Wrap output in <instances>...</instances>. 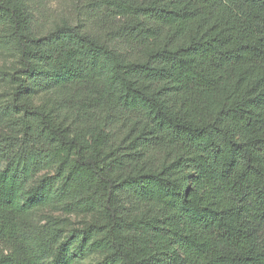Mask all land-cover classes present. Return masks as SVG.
Returning a JSON list of instances; mask_svg holds the SVG:
<instances>
[{"label":"trees","instance_id":"obj_1","mask_svg":"<svg viewBox=\"0 0 264 264\" xmlns=\"http://www.w3.org/2000/svg\"><path fill=\"white\" fill-rule=\"evenodd\" d=\"M49 2L0 0V264H264V0Z\"/></svg>","mask_w":264,"mask_h":264},{"label":"rangeland","instance_id":"obj_2","mask_svg":"<svg viewBox=\"0 0 264 264\" xmlns=\"http://www.w3.org/2000/svg\"><path fill=\"white\" fill-rule=\"evenodd\" d=\"M68 0H50L46 11L47 23L58 21L65 14ZM15 44L3 37V27L0 25V109L11 103L14 84L12 74L19 66V56ZM35 104L50 106L52 100L47 93L39 92L34 98ZM1 130V127H0ZM46 170L44 172H50ZM35 223H41L48 217L63 220L67 234L73 229H81L92 221L94 215L84 212L61 213L50 208L35 210L30 216ZM103 253L98 250H88L77 264H102Z\"/></svg>","mask_w":264,"mask_h":264}]
</instances>
